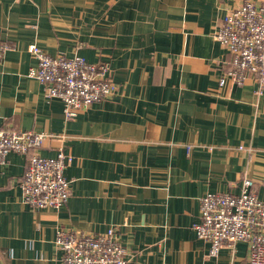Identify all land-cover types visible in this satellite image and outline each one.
Returning <instances> with one entry per match:
<instances>
[{"label":"crops","instance_id":"0c3cea01","mask_svg":"<svg viewBox=\"0 0 264 264\" xmlns=\"http://www.w3.org/2000/svg\"><path fill=\"white\" fill-rule=\"evenodd\" d=\"M245 0H0L1 124L50 135L38 153L73 156L61 209L23 202L28 157L0 168V264H62L59 230L118 228L132 264H251L245 242L217 257L197 238L200 199L239 193L264 201V93L219 86L229 60L214 35ZM257 4L263 0H252ZM37 45L52 56L108 64L119 90L66 120L29 77Z\"/></svg>","mask_w":264,"mask_h":264},{"label":"built area","instance_id":"2783aa9c","mask_svg":"<svg viewBox=\"0 0 264 264\" xmlns=\"http://www.w3.org/2000/svg\"><path fill=\"white\" fill-rule=\"evenodd\" d=\"M228 51L219 86L242 87L248 81L256 94L264 93V0L260 4L245 0L221 21L215 35ZM12 47L0 44V61ZM36 59L29 77L39 81L47 98L60 99L66 120L78 112L107 100L119 90L108 64H91L81 56H52L33 44L28 48ZM50 137L47 133L22 131L1 124L0 168L7 156L18 153L28 157L21 179L23 202L30 207L61 209L71 197L70 181L65 176L73 156L60 149L54 157H43L38 150ZM200 222L194 227L197 238L210 245V256L217 257L226 245L245 242L251 264H264V201L256 183L241 180L239 193H208L200 199ZM118 228L103 234H85L59 230L56 245L62 264H132L121 244Z\"/></svg>","mask_w":264,"mask_h":264}]
</instances>
